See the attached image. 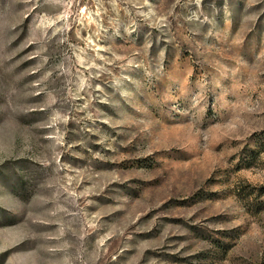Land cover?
Instances as JSON below:
<instances>
[{
    "label": "rangeland",
    "instance_id": "obj_1",
    "mask_svg": "<svg viewBox=\"0 0 264 264\" xmlns=\"http://www.w3.org/2000/svg\"><path fill=\"white\" fill-rule=\"evenodd\" d=\"M0 264H264V0H0Z\"/></svg>",
    "mask_w": 264,
    "mask_h": 264
}]
</instances>
